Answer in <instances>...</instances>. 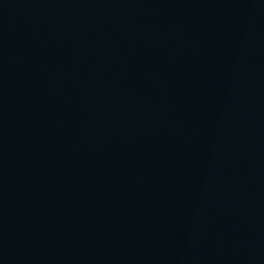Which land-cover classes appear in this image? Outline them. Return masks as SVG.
<instances>
[{
	"label": "water",
	"instance_id": "water-1",
	"mask_svg": "<svg viewBox=\"0 0 264 264\" xmlns=\"http://www.w3.org/2000/svg\"><path fill=\"white\" fill-rule=\"evenodd\" d=\"M0 264H264V0H0Z\"/></svg>",
	"mask_w": 264,
	"mask_h": 264
}]
</instances>
